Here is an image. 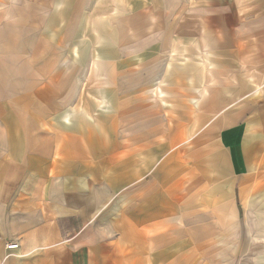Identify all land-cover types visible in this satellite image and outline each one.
Masks as SVG:
<instances>
[{
    "label": "crops",
    "instance_id": "obj_1",
    "mask_svg": "<svg viewBox=\"0 0 264 264\" xmlns=\"http://www.w3.org/2000/svg\"><path fill=\"white\" fill-rule=\"evenodd\" d=\"M20 1L0 4V264L250 256L247 225H264V0L137 3L118 23L127 45L135 35L133 89L78 75L75 39H29L78 31L69 4L44 18L47 0ZM97 127L119 128L117 188L113 133Z\"/></svg>",
    "mask_w": 264,
    "mask_h": 264
},
{
    "label": "rangeland",
    "instance_id": "obj_2",
    "mask_svg": "<svg viewBox=\"0 0 264 264\" xmlns=\"http://www.w3.org/2000/svg\"><path fill=\"white\" fill-rule=\"evenodd\" d=\"M65 4H69L70 8H72V12L74 13V20H75V26L78 31H70V30H63L61 32H48V33H38L40 36H37L38 34H32L29 39L36 40V39H46V40H54V39H63L65 41L73 40L75 39L77 43H79L77 51V57L79 58V65H76L78 68V75H112L111 79V86L112 88H121L126 87L128 89H133L136 87H140L141 85L136 86V75L138 69L136 68V58L135 55L137 54V48H136V42H135V35L133 33V36L131 40L128 42L129 45H127V35H130V32L127 33H121L118 28V23L123 20L129 18V16L133 15L136 9L137 3H139L138 7H142V5L145 6V4L149 5V0H63ZM137 1V2H136ZM139 1V2H138ZM151 1H157L158 4H161V7H168L171 5L179 6L183 0H151ZM19 1H13V0H0L1 7H6L8 4L16 5ZM24 1H22L23 3ZM26 2V1H25ZM28 2V1H27ZM32 2V1H31ZM42 2V1H41ZM55 0H47L46 3H43L46 6L45 10L41 14L42 17L46 18L51 15V13L54 11L55 6ZM50 6H48V4ZM31 3H25V5H28ZM64 6V5H63ZM143 6V7H144ZM65 7V6H64ZM67 7V6H66ZM134 9V10H133ZM5 33V32H4ZM4 33H1L4 35ZM6 35L8 33H5ZM14 35L15 38L21 39V38H27V33H11ZM10 34V35H11ZM124 39V40H123ZM124 41L123 46H120V41ZM29 45V44H28ZM64 46L61 47L58 50L59 56H63L64 59L68 57L67 51V45L68 42H65L63 44ZM121 48H120V47ZM29 47V46H27ZM80 51V52H78ZM105 51H107V56L111 55V58L107 59V61L104 60V57L101 59H96L94 57L95 53H102L105 56ZM67 53V54H66ZM120 57H124V61L120 62ZM105 62H104V61ZM124 63L122 69H118L120 66V63ZM119 75H129L128 78L124 77L123 79H120ZM83 80L81 79V82ZM84 84V87L88 86ZM103 85V80L98 79L96 76L95 82L92 84V86L96 88H101ZM148 87V86H145ZM86 95L83 97L79 103L78 107L80 108L81 116H86L88 113L86 112L87 109H85L84 104L86 102ZM113 108V107H112ZM111 108V109H112ZM108 113H111L113 116L109 119H112V126H114V120L117 118L119 119V107H116L112 110L107 109ZM85 114V115H84ZM100 108L98 106L96 107V119L97 115H101ZM118 121V120H117ZM99 122H97L98 124ZM112 128V129H111ZM111 128H104V127H97V131H108L110 130L113 133V141L111 144L112 147V181L113 185L118 186L115 184V180L119 178L118 173L115 172V169L118 166V148L119 144L118 141H115V138L118 140V131L119 128L113 127ZM101 131V132H102ZM160 160H155L156 162H159ZM147 160L144 162L146 164ZM182 163V161H176ZM110 208L109 210L110 215H112V219H114L116 216L119 215V196L117 194L113 195V198L110 202ZM259 212L264 216V209H259ZM251 214H253V211H251ZM258 214V212H256ZM242 225H240L241 227ZM242 228V227H241ZM251 228L253 231H251ZM242 230V229H241ZM247 233L249 236V239L251 240L252 246L247 249L249 250L250 256H247V253L245 255H242L240 257H234L229 255H223V256H209L207 259L209 260V264L217 263V264H264V225L261 224H249L247 225ZM113 237V236H112ZM255 254V255H254ZM263 255V256H260Z\"/></svg>",
    "mask_w": 264,
    "mask_h": 264
},
{
    "label": "built area",
    "instance_id": "obj_3",
    "mask_svg": "<svg viewBox=\"0 0 264 264\" xmlns=\"http://www.w3.org/2000/svg\"><path fill=\"white\" fill-rule=\"evenodd\" d=\"M18 245L16 243H10L5 245L6 250H12V249H17Z\"/></svg>",
    "mask_w": 264,
    "mask_h": 264
}]
</instances>
